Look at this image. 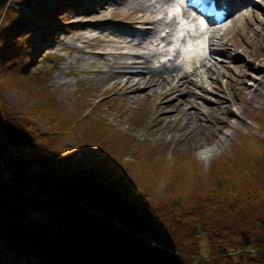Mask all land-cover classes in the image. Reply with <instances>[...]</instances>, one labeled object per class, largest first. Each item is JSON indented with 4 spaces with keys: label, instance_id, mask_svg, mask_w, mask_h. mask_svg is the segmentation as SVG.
<instances>
[{
    "label": "trees",
    "instance_id": "obj_1",
    "mask_svg": "<svg viewBox=\"0 0 264 264\" xmlns=\"http://www.w3.org/2000/svg\"><path fill=\"white\" fill-rule=\"evenodd\" d=\"M12 2L21 6L9 3L0 18V264H29L21 261L29 256L37 264H264V149L230 161L246 177L224 178L219 170L229 161L207 180L199 175L192 188L174 186L170 174L172 185L158 198L149 184L152 168L136 151L130 161L123 155L132 149L129 136L111 140L89 116L92 130L84 132L85 143L76 141L97 145L106 160L70 161L77 151L64 139L76 137L84 121L70 118L50 93L35 97L47 79L33 71L31 35L40 30L45 42L54 40L57 25L68 23L61 16L86 3L60 0L50 11L44 0ZM5 89L26 93L33 107L14 108ZM42 118L46 133L38 129ZM49 207L54 216L35 215Z\"/></svg>",
    "mask_w": 264,
    "mask_h": 264
},
{
    "label": "rangeland",
    "instance_id": "obj_2",
    "mask_svg": "<svg viewBox=\"0 0 264 264\" xmlns=\"http://www.w3.org/2000/svg\"><path fill=\"white\" fill-rule=\"evenodd\" d=\"M84 1V7L61 16L62 21L68 23L57 25L54 40L45 42L39 35L40 30L31 35L34 41L30 57L33 71H40L47 79L45 87L36 90L35 97L43 98L50 93L58 102V107L64 109L70 118L81 115L84 121L77 124L80 132L76 137L64 139L66 146L77 151L68 159L72 162L81 160L83 164L93 158L106 160L107 155L97 145H78L76 141L79 138L81 143H85L84 132L92 130L85 117L92 116L93 120L106 127L109 134L112 133L107 136L109 139L114 140L118 134L129 136L127 140L132 149L123 155L130 161L136 151L137 160L145 169L152 168L154 176L148 178L152 182L149 184L154 185L155 197L161 198L165 187L172 185V175L174 186L192 188L195 178L201 175L207 180L211 169L227 161L219 170L224 178L246 177L244 168H236L238 164L230 161L238 158L241 162L246 156L256 158L264 149L259 142L264 139V123L261 121L264 118V0H238L237 10L230 13L221 28L210 27V31L207 30L210 38L215 33L217 35L212 39L215 45L210 44V49L214 48L212 51L217 54L209 55L207 51L203 56L207 58V68L211 69L200 68L199 74L185 79L188 81L182 108L175 106L166 110L163 104L167 100H161L159 95L145 94L146 91L124 93L112 84L114 78H120L119 75L113 76V72H122L116 63L125 60L111 53L124 45L123 37L118 34L123 33L125 38H130L131 30H134L136 0H131L130 7H126L122 0ZM165 2L149 0L145 3L154 10L153 17L164 18L167 23L174 21L170 28V44H151L140 50L153 56L150 62L155 69H160L162 65H183L185 57L182 50L180 55H175V49L179 48L177 42L180 41L178 21L173 20L174 10L169 8L171 1L164 5ZM59 3L60 0L43 2L50 11L55 10ZM10 6L21 5L11 0ZM6 8L0 12L1 19ZM242 14L246 17L237 22L241 25L240 29L234 22ZM211 29L217 30L211 33ZM168 31L169 28L161 26L158 34L165 35ZM135 35L138 36L139 32ZM225 49H228L226 55L221 54ZM122 50L128 52L125 48ZM155 51L159 52L156 56L153 55ZM235 55L236 58L233 57ZM135 69L140 71L141 67ZM3 98L14 108L22 104L25 110L33 107L36 101L16 89H5ZM40 122L38 129L46 133L47 119L42 118ZM72 128L73 125L69 129ZM204 146L212 147L213 154L208 157L203 155ZM192 165L197 171L192 169ZM50 213L54 216L49 207L35 215L46 219ZM205 244L203 240L204 251ZM235 250L230 251L232 256L239 253ZM7 258L11 261L10 255ZM26 260L29 264H37L36 257L21 259L23 262Z\"/></svg>",
    "mask_w": 264,
    "mask_h": 264
},
{
    "label": "bare ground",
    "instance_id": "obj_3",
    "mask_svg": "<svg viewBox=\"0 0 264 264\" xmlns=\"http://www.w3.org/2000/svg\"><path fill=\"white\" fill-rule=\"evenodd\" d=\"M125 3V6L130 7L132 6L131 0H122ZM149 0H136L135 6H137V10L134 14V19L136 20L134 22V30H131L130 38H125L123 36V33H119V37H123V47L121 46L119 49H114V51L111 54H117L120 55V57H123L125 61L116 63L118 68L122 69V72H113V76L119 75V79L113 80V85L116 86L118 89H120L124 93H134L136 91H146L145 94H155L159 95L161 97V100H167L165 104H163L164 110L174 107H181L182 100L185 93V85L186 81L185 79H190L192 75L199 74V69L205 67L206 71L211 68H207V58H203L205 50V44L206 42L203 40L208 34L206 32L205 36L196 38H193V41L189 44L187 48H185L186 58L183 59L184 63L183 65H175L172 64L170 67H167L166 65H162L160 69H155L151 66L150 59L153 57L149 54V52L140 51L141 49L148 48L151 44L160 45L161 43H166V45L170 44L172 41L170 39L171 35V25H174V21H171L167 23V21L164 20V18H156L152 16L154 13V10H151L150 7H147L148 5H145L146 2ZM162 1H166L168 3L169 1L173 0H157V2L162 3ZM241 1V0H240ZM238 0H228L227 1V9L229 12H232L238 4L236 3ZM163 5V6H164ZM162 6V7H163ZM156 7V4L154 5ZM156 11V10H155ZM245 14H242L239 19H237L234 23L235 26H238V28L241 29V25L237 24V22L243 20L245 18ZM188 27L193 32L198 33V25L194 18L190 19L188 16ZM175 20V17L173 18ZM194 24L196 25V28L194 27ZM250 27V24H247ZM167 27L169 28V31L165 33V35H159V28L160 27ZM217 29H211V33L215 32ZM135 32H139V35L136 36ZM173 32V30H172ZM133 33V35H132ZM219 35V33L217 32ZM216 33L211 36L210 38V44L211 46L215 45L214 40L212 39L216 38ZM209 41V40H208ZM225 45V44H223ZM226 47V46H224ZM125 48L128 50V52H124L122 49ZM211 48V47H210ZM209 48V55L217 54V52H214V48ZM224 49V48H223ZM135 50V52L132 53V51ZM228 49H225L221 52V54L226 55V52ZM159 52H154V56H156ZM161 54V53H160ZM180 55L179 50H175V55ZM230 54V52L228 53ZM237 55L233 56L236 58ZM232 58V56H231ZM211 62V60H210ZM211 67L214 66L213 63H211ZM141 67V70H137L135 68ZM129 71V72H127ZM205 71V72H206ZM128 73V75H127ZM121 74V75H120ZM189 83H192L189 81ZM214 152V149L212 147L204 146L202 148V154L205 156L212 155Z\"/></svg>",
    "mask_w": 264,
    "mask_h": 264
},
{
    "label": "water",
    "instance_id": "obj_4",
    "mask_svg": "<svg viewBox=\"0 0 264 264\" xmlns=\"http://www.w3.org/2000/svg\"><path fill=\"white\" fill-rule=\"evenodd\" d=\"M11 0H0V11L10 3Z\"/></svg>",
    "mask_w": 264,
    "mask_h": 264
},
{
    "label": "built area",
    "instance_id": "obj_5",
    "mask_svg": "<svg viewBox=\"0 0 264 264\" xmlns=\"http://www.w3.org/2000/svg\"><path fill=\"white\" fill-rule=\"evenodd\" d=\"M154 243V242H153Z\"/></svg>",
    "mask_w": 264,
    "mask_h": 264
}]
</instances>
